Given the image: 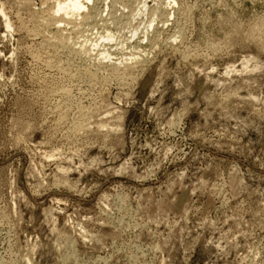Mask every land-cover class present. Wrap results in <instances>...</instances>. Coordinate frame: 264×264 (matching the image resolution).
I'll use <instances>...</instances> for the list:
<instances>
[{
	"label": "rangeland",
	"instance_id": "rangeland-1",
	"mask_svg": "<svg viewBox=\"0 0 264 264\" xmlns=\"http://www.w3.org/2000/svg\"><path fill=\"white\" fill-rule=\"evenodd\" d=\"M55 1L0 0V264H264V0Z\"/></svg>",
	"mask_w": 264,
	"mask_h": 264
},
{
	"label": "bare ground",
	"instance_id": "bare-ground-1",
	"mask_svg": "<svg viewBox=\"0 0 264 264\" xmlns=\"http://www.w3.org/2000/svg\"><path fill=\"white\" fill-rule=\"evenodd\" d=\"M118 1V0H117ZM131 1V0H130ZM167 1V0H166ZM163 4V3H162ZM171 4H174V2H173V0H168L167 1V5H171ZM96 5H98V4H96V2H95V0H56L55 1V5H54V7H53V12H52V14L53 15H58V14H62V15H64L66 18H67V16H69V15H76V17H77V15L79 14V13H81V12H84V13H87L86 14V17L87 18H89V19H93V18H96V17H103V15H101L102 13L101 12H99V10H96ZM159 7H157V10H156V12H155V14L154 15H156V14H158L157 13V11H159V10H161V12L163 13V14H168V12L167 11H165L164 10V8H161L162 6L161 5H158ZM161 6V7H160ZM1 10V9H0ZM141 13V10H138V15ZM142 14V13H141ZM52 15V16H53ZM127 15V14H126ZM159 15V14H158ZM157 15V16H158ZM2 16V15H1ZM168 16V15H167ZM169 16H172L171 14H169ZM73 17V16H72ZM79 17V16H78ZM112 17V16H111ZM47 18V17H46ZM107 18V17H106ZM171 17H169L168 19H170ZM51 19V18H50ZM55 19V18H54ZM103 19V18H102ZM114 18H112V20H113ZM64 20V19H63ZM157 20V19H156ZM51 21V20H50ZM54 21V20H53ZM52 21V22H53ZM99 21H100V19H99ZM59 22V21H58ZM58 22H56V23H58ZM64 22V21H63ZM107 22V21H106ZM155 22V19H151L150 21H149V27H151L152 26V24ZM103 23V22H102ZM5 27H7V29H8V27H9V24H8V22L7 21H5ZM162 25V24H161ZM158 29V28H157ZM156 31V30H155ZM158 31V30H157ZM156 31V32H157ZM157 34V33H156ZM152 38H153V35H152ZM62 39V38H61ZM103 40V39H102ZM110 40V38L109 37H105V39H104V41H109ZM71 42V41H70ZM79 42V41H78ZM149 42V41H148ZM152 42V41H151ZM61 43V42H60ZM67 43V42H66ZM72 43V42H71ZM100 43V42H99ZM65 45V44H64ZM87 45V44H86ZM68 47V46H67ZM96 47V42H92L91 43V45H90V47H89V49H86L85 50V48L83 49H80V54H81V56H90V54H92L93 53V51H94V53L95 52H97V51H95L94 50V48ZM64 48V47H63ZM69 48H72V47H70V45H69ZM69 48H68V50H69ZM67 49V48H66ZM133 50V49H132ZM140 50V49H139ZM86 51V52H85ZM134 52H135V50H134ZM79 53V52H78ZM77 53V54H78ZM96 54V53H95ZM141 54V53H140ZM133 55V54H132ZM143 55V54H142ZM99 57H102V60H104V59H107L108 58V55L106 54V53H102V52H99V55H98ZM136 56H138V55H136ZM144 56V55H143ZM74 57V56H73ZM86 57V58H87ZM110 57V56H109ZM86 58H84V60L86 59ZM104 58V59H103ZM138 58V57H137ZM98 60V59H97ZM59 62V61H58ZM58 70V69H57ZM66 79V78H65ZM65 92V91H64ZM63 92V93H64Z\"/></svg>",
	"mask_w": 264,
	"mask_h": 264
}]
</instances>
